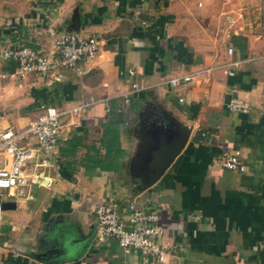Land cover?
Here are the masks:
<instances>
[{
    "label": "crops",
    "instance_id": "0c3cea01",
    "mask_svg": "<svg viewBox=\"0 0 264 264\" xmlns=\"http://www.w3.org/2000/svg\"><path fill=\"white\" fill-rule=\"evenodd\" d=\"M70 32L99 40L79 69L19 84L0 78V129L19 130L43 104L83 105L65 117L53 160L29 164L37 183L4 193L14 206L0 218V264H264V0H0V51L45 52ZM13 65L0 59V74ZM181 75L190 78L168 85ZM231 96L247 111L226 109ZM161 123L186 126L187 140L141 190L133 164ZM107 128L122 151L116 170L89 158L102 157ZM228 154L241 171L224 168ZM103 199L123 214L130 200L156 209L163 260L95 239Z\"/></svg>",
    "mask_w": 264,
    "mask_h": 264
},
{
    "label": "built area",
    "instance_id": "2783aa9c",
    "mask_svg": "<svg viewBox=\"0 0 264 264\" xmlns=\"http://www.w3.org/2000/svg\"><path fill=\"white\" fill-rule=\"evenodd\" d=\"M98 47L99 40L94 35L80 37L70 32L53 39L45 52H37L26 46L2 50L0 59L11 61L14 65L12 69L2 72L0 78L19 84L29 75L46 76L52 73L56 79H60L63 71L79 69V61L92 60ZM226 53H232L231 47L226 49ZM231 66L236 67L237 62H233ZM225 73L227 76L234 74L230 69ZM189 78L188 75L170 77L167 83L170 87H177ZM121 98L123 103L127 102L126 94ZM82 107L83 105L78 104L65 110H57L52 105L43 104L36 117L21 130L15 131L10 126L0 129V218L4 210V193H10L14 189L21 192L22 187L37 183V175L28 172L29 164L34 169L46 166L53 160L56 143L67 126L65 117L78 113ZM225 107L232 112H246L248 104L231 96ZM30 139L33 145L28 144ZM222 165L228 170L241 171L244 168L234 154L225 155ZM121 205L114 199L97 202L93 209L96 220L95 239L103 241L111 238L120 248L139 250L145 255L154 256L158 261L163 260L166 246L156 209L151 205L139 207L135 201L130 200L124 204L123 214Z\"/></svg>",
    "mask_w": 264,
    "mask_h": 264
},
{
    "label": "water",
    "instance_id": "95a60500",
    "mask_svg": "<svg viewBox=\"0 0 264 264\" xmlns=\"http://www.w3.org/2000/svg\"><path fill=\"white\" fill-rule=\"evenodd\" d=\"M73 29L77 30L79 19L77 12L73 15ZM188 136L186 126L177 127L168 123L152 125L134 161L133 167L142 178L140 189L155 183L168 168L183 148ZM3 209L12 208L14 203L3 202Z\"/></svg>",
    "mask_w": 264,
    "mask_h": 264
},
{
    "label": "trees",
    "instance_id": "16d2710c",
    "mask_svg": "<svg viewBox=\"0 0 264 264\" xmlns=\"http://www.w3.org/2000/svg\"><path fill=\"white\" fill-rule=\"evenodd\" d=\"M111 130H109V128L105 129L103 132L104 135H111L109 136L110 139H105L104 140V144H103V148H104V153L102 155V157L100 158H95L94 156H90L89 158H91L92 160H94V162L98 163V162H103V163H109V165L111 167H113L114 170H116L118 168L117 166V159L119 157V155L122 154V151L119 150V145H118V138L116 133L113 134L112 132H110ZM108 137V136H107ZM96 159V160H95Z\"/></svg>",
    "mask_w": 264,
    "mask_h": 264
},
{
    "label": "rangeland",
    "instance_id": "374dc122",
    "mask_svg": "<svg viewBox=\"0 0 264 264\" xmlns=\"http://www.w3.org/2000/svg\"><path fill=\"white\" fill-rule=\"evenodd\" d=\"M76 34V33H75ZM78 35L79 36H81V34H79L78 33ZM97 53V52H96ZM32 75H34V74H32ZM30 76V75H29ZM57 110H65L66 108L65 107H63V106H56L55 107ZM62 118H64V116H62ZM23 128V127H22ZM22 128H20L19 130H21ZM15 131H19V130H17L16 128H13ZM2 165V156H0V166ZM26 165H27V163H26ZM34 197H37V195L35 194L34 195ZM7 199V198H6ZM104 200V199H103ZM93 214H94V211H93ZM94 217H95V215H94Z\"/></svg>",
    "mask_w": 264,
    "mask_h": 264
}]
</instances>
